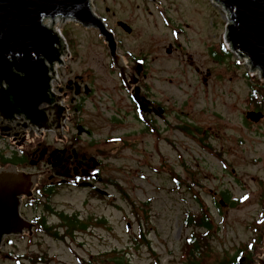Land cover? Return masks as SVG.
Here are the masks:
<instances>
[{"label":"rangeland","instance_id":"obj_1","mask_svg":"<svg viewBox=\"0 0 264 264\" xmlns=\"http://www.w3.org/2000/svg\"><path fill=\"white\" fill-rule=\"evenodd\" d=\"M92 8L114 33L124 69L133 64L132 56L147 58L145 94L165 113L141 121L98 29L72 20L58 23L68 57L57 77L69 70L81 73L92 89L81 99V111L73 113L91 132L82 133L77 148L102 162L103 182L99 192L60 184L49 197L37 195L27 206L19 205L21 217L44 216L63 239L35 228L7 235L0 244V264H32L18 257L36 254L43 257L36 264H86L83 259L91 264H191L183 242L195 229L183 220L187 213L194 216L200 204L211 210L215 226L200 264H217L246 243L254 245V258L263 257L264 117L251 122L245 112L260 108L264 113V88L252 97L255 74L249 78L248 65L234 52L216 58L225 53L228 13L210 0H92ZM183 23L189 24L187 40L168 54L166 48L176 39L172 30ZM67 124V133L75 130ZM36 134L35 141L42 140ZM5 137L0 136V150L8 157L15 146ZM43 140L52 143L53 133ZM44 204L54 210H45ZM55 211L76 214L86 229L64 235ZM254 226L262 228V242L256 241ZM254 264H259L256 259Z\"/></svg>","mask_w":264,"mask_h":264},{"label":"water","instance_id":"obj_2","mask_svg":"<svg viewBox=\"0 0 264 264\" xmlns=\"http://www.w3.org/2000/svg\"><path fill=\"white\" fill-rule=\"evenodd\" d=\"M215 2L224 6L229 15L226 40L230 48L247 57L251 68L264 78V0ZM58 16L97 28L107 42L113 66L122 68L114 34L93 11L91 0H0V84L6 85L0 86V119L11 120L20 114L32 125L48 128L46 113L53 109L55 128L62 126L65 108L54 103L49 90V72L52 64L59 61L63 45L58 34L43 23L48 17L55 23L54 18ZM118 25L126 32L131 31L122 21ZM43 104L48 106L40 108ZM139 107L143 110L144 104ZM262 117L261 111L246 113V118L253 122ZM4 126L2 121L0 134L8 135ZM77 128L79 133L84 130L82 126ZM29 131L32 135L33 130L29 128ZM35 180L36 176L20 172L14 166L0 168V244L5 235L31 232L32 225L21 217L19 205L22 195L31 194ZM262 258L255 257L259 264H264Z\"/></svg>","mask_w":264,"mask_h":264},{"label":"flooded vegetation","instance_id":"obj_3","mask_svg":"<svg viewBox=\"0 0 264 264\" xmlns=\"http://www.w3.org/2000/svg\"><path fill=\"white\" fill-rule=\"evenodd\" d=\"M165 20L166 23L170 21L168 18H165ZM177 27L178 28H173L172 30L176 38L174 39L176 43L173 41L169 44V50L166 51L168 54L180 50L183 42L187 40L185 28H188L189 24L183 23ZM179 36L184 37V39L180 41V39H178ZM220 57H222L221 51L216 58L220 59ZM130 61L133 64H129L128 70L115 68L114 71L118 75L121 85L125 90L132 92L131 98L134 105L137 107L139 100H144L148 108H150L149 111L139 115L141 121H144V116L146 115L149 117L152 115L162 117L165 113L164 108L158 103H153L145 94L146 91L144 86L149 78L147 58L140 55L132 56ZM139 62L143 64V68L138 71L136 65ZM87 85L88 82L84 79L83 74L73 73L71 70L66 73V76L62 77V80L60 79L57 85V93L59 96H62L64 100V104L67 108V115L63 131L60 133L52 131L54 135V141L52 143L43 140L46 133L50 132L45 130L40 132L34 131V133L40 134H36V136H41L42 140L35 141V139L39 137L34 138V133L31 135L29 130L26 137H23L21 143H16L17 141L14 142L10 139L15 145L10 156L23 159L18 169L39 175L38 183L34 186L33 192L37 191L36 189L40 187L46 194V191L49 189L55 191L60 184L74 187L84 186L92 191L98 192L97 185L103 182V177L101 175L102 162L97 160L98 163L95 164L96 159L94 162L92 156L89 155L87 151L83 152L80 148H77V146H80L82 133L79 134L76 131L77 125L80 123L79 119L73 116V113L81 111V99H83L84 96H88L92 90L89 88L86 92L85 87ZM136 97L139 98V100H136ZM159 108H163L164 113H157L156 110ZM68 121H70L71 128L75 129L69 133L66 131L69 128L67 124ZM83 133L90 134L91 132L87 130V132ZM32 167L34 170H29ZM94 173H96V176H94ZM46 175L49 176L44 180ZM24 200H26L25 197L22 198V202Z\"/></svg>","mask_w":264,"mask_h":264},{"label":"trees","instance_id":"obj_4","mask_svg":"<svg viewBox=\"0 0 264 264\" xmlns=\"http://www.w3.org/2000/svg\"><path fill=\"white\" fill-rule=\"evenodd\" d=\"M223 49L225 53L222 54V59L230 54L229 50H227L224 46ZM251 77L253 76H249V78ZM252 80L254 83L251 84V88H252L251 95L253 98H255L256 94L259 92V89L264 88V82L259 80V78L256 75L255 77L252 78ZM22 161H23L22 158L6 157L0 150V165H5L8 163L18 165ZM46 192H47L46 196L52 193L50 189L47 190ZM39 193L41 197H43L45 191L43 189H39ZM122 194H125L123 190H122ZM263 196H264V191H263ZM225 197L228 200V196L225 195ZM234 202L232 201V203ZM214 204L217 206V208H220L216 202H214ZM44 208L47 211L54 210L53 208H49L46 204H44ZM55 213L57 214L60 220L59 226L65 227L64 235L66 236H73L74 231L85 230L87 227L86 222L77 219L76 214H74L73 216H69L62 211L59 212L55 211ZM136 213L137 211H135V214ZM32 220L36 223V227H35L36 232H44L53 236L54 238L63 239V235L59 234V232L56 229V226L54 227L46 223V218L44 216H39L38 218H33ZM98 222H101V220H99ZM183 224L185 227L193 226V228L195 229L191 232L190 236H187L186 239H184L183 249L186 251L187 254V256L185 257L188 258V261L191 264H200L199 262L200 261L202 262V259H204L205 257L204 255L205 251H207L211 246V238L213 236V232L211 231H213V228L215 227L213 225L214 223L211 215V210H209V208L205 207L203 204H200L199 210L194 216L190 213H187L186 217L183 220ZM261 230H262L261 227H257V226L253 227V231L257 232L256 241L258 240V242L260 241L262 242L263 234H261ZM253 246L242 245L237 249L234 255L219 260L217 264H254L255 253L252 252V250H254ZM23 257L29 259L32 264H36L37 262L43 261V257L37 254L27 255V257H25V255L23 256L21 255L18 258H23ZM83 262L86 264H91V261H87L85 259H83ZM152 264H157V262H153Z\"/></svg>","mask_w":264,"mask_h":264},{"label":"bare ground","instance_id":"obj_5","mask_svg":"<svg viewBox=\"0 0 264 264\" xmlns=\"http://www.w3.org/2000/svg\"><path fill=\"white\" fill-rule=\"evenodd\" d=\"M221 6V5H220ZM226 11V10H225ZM228 13V12H227ZM62 20L60 18H54V22H61ZM45 26L50 27L52 25V18L46 19L44 22Z\"/></svg>","mask_w":264,"mask_h":264}]
</instances>
